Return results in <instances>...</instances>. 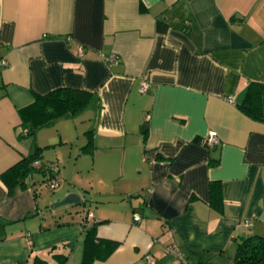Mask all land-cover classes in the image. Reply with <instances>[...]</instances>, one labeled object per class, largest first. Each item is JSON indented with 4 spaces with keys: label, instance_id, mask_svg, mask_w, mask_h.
<instances>
[{
    "label": "crops",
    "instance_id": "0c3cea01",
    "mask_svg": "<svg viewBox=\"0 0 264 264\" xmlns=\"http://www.w3.org/2000/svg\"><path fill=\"white\" fill-rule=\"evenodd\" d=\"M3 59L0 264H83L93 224L89 264H234L237 240L264 237V121L237 106L264 83V0H0ZM63 87L93 96L23 133L21 110ZM48 164L70 185L57 199L80 195L70 217L36 186Z\"/></svg>",
    "mask_w": 264,
    "mask_h": 264
},
{
    "label": "trees",
    "instance_id": "16d2710c",
    "mask_svg": "<svg viewBox=\"0 0 264 264\" xmlns=\"http://www.w3.org/2000/svg\"><path fill=\"white\" fill-rule=\"evenodd\" d=\"M160 25V24H159ZM158 25V26H159ZM160 27V26H159ZM164 29V28H161ZM93 94L90 91L63 87L54 89L44 95H37L34 102L21 110L24 124L29 123L27 133H32L38 125L50 121L52 118L65 113L75 114L82 110L91 100ZM238 108L248 117L264 121V83L250 81L246 86L244 96L237 103ZM92 147L91 138L83 146L84 149ZM35 156L23 158L1 174L2 180L11 190L15 183H22V178L29 172V162ZM236 252L233 257L234 264H264V237L252 234L237 240ZM86 253L82 263L89 264L91 258L87 255V247L98 249L99 241L95 239V225L86 230ZM60 256V255H59ZM44 261L45 259L39 258ZM63 259L57 264H62Z\"/></svg>",
    "mask_w": 264,
    "mask_h": 264
},
{
    "label": "built area",
    "instance_id": "2783aa9c",
    "mask_svg": "<svg viewBox=\"0 0 264 264\" xmlns=\"http://www.w3.org/2000/svg\"><path fill=\"white\" fill-rule=\"evenodd\" d=\"M6 63V61L3 59L0 61V64L4 65ZM149 85V82L143 80L140 83L139 86V91L140 92H145L147 87ZM230 101H233L232 97H228ZM28 129L26 127H24L23 129V133H27ZM219 138H218V134L217 131L215 130H210L208 132V134L206 135V144L208 146H213L216 143H218ZM32 165L34 166H40L42 164L41 160L39 158H35L32 162ZM48 170L50 171V176L47 178L46 180V184L48 186H50L51 188H55L58 185V181L57 178L54 176L55 172L58 169V166L56 164H48L47 165ZM140 218V215L136 214L134 215V220H138ZM83 224L85 225H90L93 223V213L91 211H87L86 213L83 214V219H82ZM247 225H250L251 222L250 221H246ZM169 250L171 251H176V249L174 247H169ZM148 259L150 262H152V259L150 256H148ZM181 264H186L185 261H182Z\"/></svg>",
    "mask_w": 264,
    "mask_h": 264
},
{
    "label": "rangeland",
    "instance_id": "374dc122",
    "mask_svg": "<svg viewBox=\"0 0 264 264\" xmlns=\"http://www.w3.org/2000/svg\"><path fill=\"white\" fill-rule=\"evenodd\" d=\"M79 122L78 123H82L81 120H78ZM59 167V165H58ZM70 167L66 166L65 170L68 171ZM47 180V178H46ZM57 181H58V185L55 187V188H51L50 186H48L46 184V181L43 182L42 180H37L36 181V186L37 188L41 191V195H43L45 198V200H47L48 202H50L49 204H51L53 201H55L57 199V197L59 195H56L58 192H59V189L63 186V187H69V182L68 181H65V180H59L57 178ZM55 198V199H51V198ZM52 200V201H50ZM64 207V208H63ZM72 209H70L71 211ZM54 211L56 212V215H57V218L61 217V216H65V217H70V213L67 209H65V206H60V207H57L56 209H54ZM68 211V212H66ZM73 211V210H72ZM45 216L47 217H50V211L49 210H45ZM74 212V211H73ZM64 217V218H65Z\"/></svg>",
    "mask_w": 264,
    "mask_h": 264
},
{
    "label": "water",
    "instance_id": "95a60500",
    "mask_svg": "<svg viewBox=\"0 0 264 264\" xmlns=\"http://www.w3.org/2000/svg\"><path fill=\"white\" fill-rule=\"evenodd\" d=\"M80 203V195L76 192H68L64 196L56 199L50 204V207L68 206Z\"/></svg>",
    "mask_w": 264,
    "mask_h": 264
}]
</instances>
